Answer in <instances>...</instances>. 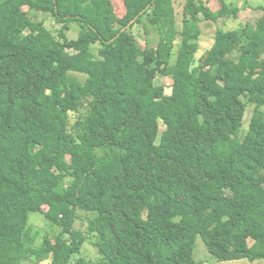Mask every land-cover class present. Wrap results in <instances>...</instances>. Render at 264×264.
Segmentation results:
<instances>
[{
    "label": "trees",
    "instance_id": "16d2710c",
    "mask_svg": "<svg viewBox=\"0 0 264 264\" xmlns=\"http://www.w3.org/2000/svg\"><path fill=\"white\" fill-rule=\"evenodd\" d=\"M176 2L123 0L119 17L113 0H0V264H72L90 237L102 264H200L199 237L220 262L264 260V7L193 67L200 15L238 10L185 0L179 29ZM145 21L160 41L143 50ZM36 213L61 229L41 248Z\"/></svg>",
    "mask_w": 264,
    "mask_h": 264
},
{
    "label": "rangeland",
    "instance_id": "374dc122",
    "mask_svg": "<svg viewBox=\"0 0 264 264\" xmlns=\"http://www.w3.org/2000/svg\"><path fill=\"white\" fill-rule=\"evenodd\" d=\"M205 2V0H202ZM185 0H181L175 3L176 8V14H177V25L179 26V29L183 26V12H184V3ZM205 4H208V6L211 7V9L214 11V13L220 12L223 8H227L228 10L235 11L238 10V18H235V15H227L225 17H220L216 20L212 19H205L204 15H200V22H199V28L202 31L201 39L198 41L193 40V43H198V49L196 51L195 60L193 63V67H198L200 64H202L207 56L208 51L210 48L214 45L216 40V35L220 30L224 31H233L238 30L244 27L247 23H251L256 25L259 22V14H258V8L264 7V0H211L209 3V0L205 2ZM113 5L115 9V13L122 17L125 15V6L123 5V0H113ZM24 11L28 12L30 16L36 17L37 15V21H42L46 27L52 26L51 31L55 34L58 33L60 30L59 25L55 22L53 17H50L48 14H42V13H33L30 12L29 7H24ZM133 34L137 38V42L141 49L145 50L148 46H158L159 44V30L156 25L150 24L148 21H145L144 23L137 24L132 29ZM70 35H73V31H69ZM177 46L175 47V56L174 61H176L178 56V50L180 47L179 42H175ZM264 67V57L262 60L257 61L253 64L252 68L255 70L260 71ZM208 69V68H206ZM156 85H162L166 87V93L168 95L172 94V84L173 80L171 78H166L162 75H158L155 80ZM247 99H244V102H246ZM253 116V110L251 108H248L245 114L244 118V126L241 130V137L244 138L248 131L251 124ZM165 131V126L161 124L160 127V135ZM46 210V208H44ZM206 214L203 215V217L196 220L195 223L201 221ZM92 217V215L87 214L85 212H79L78 213V220L75 225L77 229L85 230L88 226V218ZM29 227L31 228L33 234L36 233L39 235L38 241L35 244L36 248H41L42 243L46 237H50L53 239V236H56L60 232V228L54 227L51 225L43 215L41 214H32L30 216V222ZM67 237V236H66ZM94 239L95 237H90L89 241L84 245L82 249V253L80 255H76L74 259L72 260V264H78L80 258H85L89 263L91 264H102L101 256L98 253L97 249L94 247ZM194 258L195 260L200 264H264V260H233V261H225L220 262L218 261L212 254L209 253L207 250V247L201 237L197 239L195 251H194ZM25 264H42L40 263L39 259H36V257H33V261L27 262ZM48 264V263H46Z\"/></svg>",
    "mask_w": 264,
    "mask_h": 264
},
{
    "label": "water",
    "instance_id": "95a60500",
    "mask_svg": "<svg viewBox=\"0 0 264 264\" xmlns=\"http://www.w3.org/2000/svg\"><path fill=\"white\" fill-rule=\"evenodd\" d=\"M207 1H208V0H205V2H207ZM135 21H136V20H133L129 26H131L132 24H134Z\"/></svg>",
    "mask_w": 264,
    "mask_h": 264
}]
</instances>
